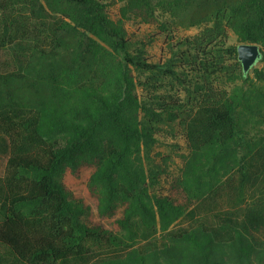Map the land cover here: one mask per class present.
<instances>
[{
  "label": "trees",
  "instance_id": "1",
  "mask_svg": "<svg viewBox=\"0 0 264 264\" xmlns=\"http://www.w3.org/2000/svg\"><path fill=\"white\" fill-rule=\"evenodd\" d=\"M115 2L0 0V264H264V0Z\"/></svg>",
  "mask_w": 264,
  "mask_h": 264
},
{
  "label": "rangeland",
  "instance_id": "2",
  "mask_svg": "<svg viewBox=\"0 0 264 264\" xmlns=\"http://www.w3.org/2000/svg\"><path fill=\"white\" fill-rule=\"evenodd\" d=\"M109 4L110 12L114 17L118 16L119 8L121 3H116V0H104ZM128 28L131 33H137L139 35H143V33L150 32L148 25L142 23H136L134 21L127 23ZM202 28L193 27L191 29H183L180 34L184 36H193L199 33ZM242 42L238 40L236 35L231 32L229 44L238 46ZM165 46L162 37H159L156 42L153 43L151 47H149L148 56L152 60H157L161 53V49ZM255 69L264 71V58L259 60L258 63L254 67H252L249 71V74L252 77H255L256 72ZM177 87V86H175ZM179 87V86H178ZM172 89V92L175 91L174 87L171 84H168L167 91ZM141 92L146 94L147 91L141 89ZM150 94V93H148ZM147 95V94H146ZM158 142L154 149V156L156 160L162 164L164 167L168 168L170 172H176L182 166L183 157L187 154L188 149L184 140H182V132L177 128L176 130H171L169 128H164L162 133L157 136Z\"/></svg>",
  "mask_w": 264,
  "mask_h": 264
},
{
  "label": "water",
  "instance_id": "3",
  "mask_svg": "<svg viewBox=\"0 0 264 264\" xmlns=\"http://www.w3.org/2000/svg\"><path fill=\"white\" fill-rule=\"evenodd\" d=\"M238 57L245 72H249L262 57L261 46L257 43H241L238 45Z\"/></svg>",
  "mask_w": 264,
  "mask_h": 264
}]
</instances>
